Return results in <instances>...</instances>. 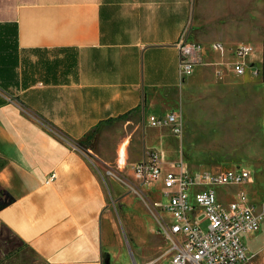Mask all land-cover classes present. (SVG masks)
Instances as JSON below:
<instances>
[{"label": "crops", "instance_id": "1", "mask_svg": "<svg viewBox=\"0 0 264 264\" xmlns=\"http://www.w3.org/2000/svg\"><path fill=\"white\" fill-rule=\"evenodd\" d=\"M194 2L0 0V25L8 24L0 32L9 38L10 25L18 31L17 67L6 91L0 88V193L6 199L0 225L42 264H133L130 255L136 264H150L155 215L133 190L130 171L146 154L129 152V138L120 143L104 135L110 124L139 118L150 127L148 115L172 111H163L168 92L188 77L206 78L199 64L185 78L178 68L183 32L199 42L191 30ZM212 44H203L202 61ZM251 44L240 45L264 52V37ZM223 46L232 56L238 47ZM255 68L264 80V64ZM147 107L164 113L148 114ZM124 145L126 165L120 164ZM115 165L128 167L132 178L121 177ZM255 234L261 241L251 246L248 264H264V217L243 241Z\"/></svg>", "mask_w": 264, "mask_h": 264}, {"label": "rangeland", "instance_id": "2", "mask_svg": "<svg viewBox=\"0 0 264 264\" xmlns=\"http://www.w3.org/2000/svg\"><path fill=\"white\" fill-rule=\"evenodd\" d=\"M192 16L194 40L205 46L214 42L228 48L243 43L252 45L264 37V0H195ZM188 39H192L191 34ZM245 60L248 69L258 67L264 64V52L258 47ZM234 61L230 53L210 51L206 60L199 62L200 67L206 68V78L188 77L180 87L168 92L164 110L146 108L148 114L167 110L179 114L181 136L174 135L169 127L150 128L144 118H139L120 126L110 124L104 137L106 141L118 139L120 143L129 138L128 151L136 156L158 151L165 169L170 171L177 170L176 162L182 163L183 169L193 176L231 168L248 171V182L219 185L214 189L225 209H228V202L244 192L254 203L256 212L261 214L264 203V80L249 71L242 76L235 75L232 71ZM115 170L125 179L132 178L128 167L118 169L115 165ZM132 185L135 192L149 200L150 207L160 200L151 187L133 179ZM201 187L197 184L193 189ZM5 201L0 193V205ZM207 225L203 222L202 229L206 230ZM156 234L155 254L150 264H169V244L158 236L157 229ZM244 241L250 255L251 246L258 245L261 236H245ZM0 264L42 262L0 225Z\"/></svg>", "mask_w": 264, "mask_h": 264}, {"label": "built area", "instance_id": "3", "mask_svg": "<svg viewBox=\"0 0 264 264\" xmlns=\"http://www.w3.org/2000/svg\"><path fill=\"white\" fill-rule=\"evenodd\" d=\"M177 48L179 73L185 78L193 74L205 48L200 42L187 40L186 30L177 42ZM211 49L222 54L226 51L221 43L212 44ZM251 51L247 45H240L232 51L235 59L233 71L237 76L249 70L254 76L260 75V69H248L246 65L245 59ZM146 122L152 128L169 127L174 135H182L181 119L173 111L148 115ZM123 165H126L125 161ZM130 171L134 181L151 187L159 196L160 200L154 201L151 207L157 233L169 244L170 264H248L243 235L259 231L264 203L259 214L247 195L240 192L238 200L225 209L214 189L219 185L247 182L250 179L248 171L231 168L193 176L181 166L176 171L164 170L160 154L154 150L146 153L141 161L131 164ZM55 176L52 174L47 183L54 181ZM197 184L203 187L194 190ZM203 222L208 223L206 230L202 229Z\"/></svg>", "mask_w": 264, "mask_h": 264}, {"label": "trees", "instance_id": "4", "mask_svg": "<svg viewBox=\"0 0 264 264\" xmlns=\"http://www.w3.org/2000/svg\"><path fill=\"white\" fill-rule=\"evenodd\" d=\"M8 27V24L0 25ZM18 31L16 25H10V36H3L0 32V88L6 91V81L10 79V70L17 67V50ZM9 46V48H8Z\"/></svg>", "mask_w": 264, "mask_h": 264}, {"label": "bare ground", "instance_id": "5", "mask_svg": "<svg viewBox=\"0 0 264 264\" xmlns=\"http://www.w3.org/2000/svg\"><path fill=\"white\" fill-rule=\"evenodd\" d=\"M126 145L122 146L121 148V151H120V154H121V157H120V164H124V156L126 155Z\"/></svg>", "mask_w": 264, "mask_h": 264}, {"label": "water", "instance_id": "6", "mask_svg": "<svg viewBox=\"0 0 264 264\" xmlns=\"http://www.w3.org/2000/svg\"><path fill=\"white\" fill-rule=\"evenodd\" d=\"M131 258H132V260H134L132 255H131ZM133 262H134L133 264H136L135 261H133Z\"/></svg>", "mask_w": 264, "mask_h": 264}]
</instances>
